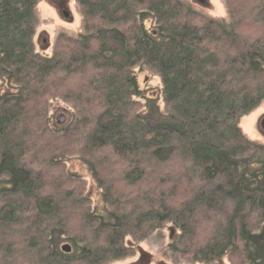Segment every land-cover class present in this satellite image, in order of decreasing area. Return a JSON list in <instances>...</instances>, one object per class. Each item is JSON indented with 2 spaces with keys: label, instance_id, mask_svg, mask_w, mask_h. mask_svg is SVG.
Returning a JSON list of instances; mask_svg holds the SVG:
<instances>
[{
  "label": "trees",
  "instance_id": "obj_1",
  "mask_svg": "<svg viewBox=\"0 0 264 264\" xmlns=\"http://www.w3.org/2000/svg\"><path fill=\"white\" fill-rule=\"evenodd\" d=\"M225 3L227 21L183 0H77L81 32L41 56L37 0H0V264H110L167 224L190 263L264 264V145L239 127L264 104V0ZM73 156L101 208L64 176Z\"/></svg>",
  "mask_w": 264,
  "mask_h": 264
},
{
  "label": "rangeland",
  "instance_id": "obj_2",
  "mask_svg": "<svg viewBox=\"0 0 264 264\" xmlns=\"http://www.w3.org/2000/svg\"><path fill=\"white\" fill-rule=\"evenodd\" d=\"M183 1L189 3L203 16L225 21L228 19L225 0ZM35 13L37 27L33 44L35 52L41 56L52 54L55 40L59 34L76 37L82 30V17L77 0H37ZM64 13H67L66 17ZM134 74L143 97L155 100L161 111H164L160 78L145 67L135 68ZM135 101L141 106L144 104L143 99L136 98ZM51 109L54 121L59 125L64 124L68 118L69 106L54 101ZM59 117H63V122L59 121ZM263 122L264 104L243 117L239 127L248 140L264 145ZM62 165L66 179L69 183H78L77 186L83 190L92 209L101 208V190L97 187L86 166L75 156L64 159ZM177 233L178 231L171 224H167L142 242L134 243L130 238H126L125 245L132 248V256L110 264H199L190 263L186 258L169 252L168 245ZM219 264H237V262L225 257Z\"/></svg>",
  "mask_w": 264,
  "mask_h": 264
},
{
  "label": "water",
  "instance_id": "obj_3",
  "mask_svg": "<svg viewBox=\"0 0 264 264\" xmlns=\"http://www.w3.org/2000/svg\"><path fill=\"white\" fill-rule=\"evenodd\" d=\"M199 2L203 1V0H197ZM64 16L66 17L67 16V13H64ZM59 121L60 122H63V117H59ZM263 127H264V122H263ZM66 250H68V248H66Z\"/></svg>",
  "mask_w": 264,
  "mask_h": 264
}]
</instances>
